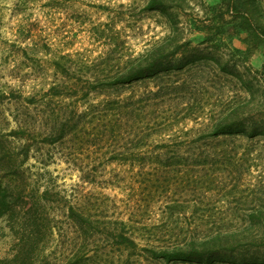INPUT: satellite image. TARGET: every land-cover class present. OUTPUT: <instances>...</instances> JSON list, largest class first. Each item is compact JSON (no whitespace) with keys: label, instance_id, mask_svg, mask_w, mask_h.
Instances as JSON below:
<instances>
[{"label":"rangeland","instance_id":"rangeland-1","mask_svg":"<svg viewBox=\"0 0 264 264\" xmlns=\"http://www.w3.org/2000/svg\"><path fill=\"white\" fill-rule=\"evenodd\" d=\"M150 63L162 71L92 88ZM116 98L144 106L143 144L51 128ZM14 129L29 157L0 264H206L151 251L205 240L227 255L212 264H264V0H0V134Z\"/></svg>","mask_w":264,"mask_h":264},{"label":"trees","instance_id":"trees-1","mask_svg":"<svg viewBox=\"0 0 264 264\" xmlns=\"http://www.w3.org/2000/svg\"><path fill=\"white\" fill-rule=\"evenodd\" d=\"M155 63H150L147 65H141L139 67H131L128 70L124 71L123 73H118L110 78H108L106 83L104 81L98 82L97 84L92 85L91 78L86 80V86H82V88H88V92H91L92 89H90V86L92 85L93 89H96L97 87H114L122 84H128L132 83L133 81L139 80L143 77H150L158 75L159 72L162 70L160 68H156ZM108 76V75H107ZM97 78V77H95ZM67 85H54L51 87L52 95L59 96L62 94V91L59 90L60 88H66ZM70 86H68L69 88ZM103 110H100L98 112L95 111V108L91 111V114H94L92 116V119L88 118V113L79 114V117L77 115H71L66 117H58L55 121L57 122V125L55 124L54 127L52 126L54 132H59L60 137H63L68 129V126H77L79 128L78 131H86L89 127L95 128L94 137L95 139L98 137L103 136L105 133V139L110 142V140H114L116 142L120 141V135L124 133L125 130L129 131V138L133 135H135V139L133 138L126 139L125 144H130L133 147L137 146L138 142L140 144H143L146 140H148V136L150 133H146V129L142 130L141 132L134 133L132 127H137V120L139 117V113L144 112V106L137 108L135 106V101L132 100H125V99H109L106 101H103ZM99 107V105H95L93 107ZM92 109V108H91ZM15 121L19 128H27L32 125L30 118H18L15 117ZM34 124V123H33ZM222 132H216L214 134H221ZM22 133H20V129H14L9 131L7 134L5 133L0 134V214H3L7 208H10L12 206V202H14V197H18L23 193V189L20 188L18 185L14 186L12 185V182H10L11 179H9L10 174L17 175V165H20V162L23 160L28 159L29 157V151L26 150L25 155L22 159H20V153L18 151H13L11 149L10 142L7 141L4 137L7 138V136H14L21 139ZM114 138V139H113ZM141 140V141H140ZM132 141V142H130ZM124 144V145H125ZM25 145V144H24ZM126 146V145H125ZM140 146V145H139ZM28 147L27 145L25 146ZM5 168V169H4ZM10 168V169H9ZM13 168H15V171ZM4 170V171H3ZM6 180V181H5ZM48 193V191H47ZM33 206V205H32ZM35 207V206H34ZM33 207V208H34ZM34 211V209H33ZM73 219H78V221H82L84 219L83 213L77 211L73 207L71 208V215ZM118 237L122 240H132L129 236L126 234L119 233ZM218 245L213 244V242L210 241H199V242H192L188 247H174L173 249H162L160 251H157L156 249H152V254L156 258L160 259H166L167 261H193V262H202L206 264H212L213 262H216L218 260H223L227 257L226 254L221 253L222 251L220 249H216ZM223 248V247H222Z\"/></svg>","mask_w":264,"mask_h":264}]
</instances>
